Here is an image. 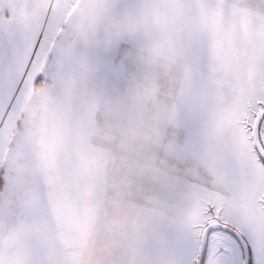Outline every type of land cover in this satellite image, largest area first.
<instances>
[{
	"label": "snow or ice",
	"instance_id": "obj_1",
	"mask_svg": "<svg viewBox=\"0 0 264 264\" xmlns=\"http://www.w3.org/2000/svg\"><path fill=\"white\" fill-rule=\"evenodd\" d=\"M0 264H264V0H0Z\"/></svg>",
	"mask_w": 264,
	"mask_h": 264
}]
</instances>
